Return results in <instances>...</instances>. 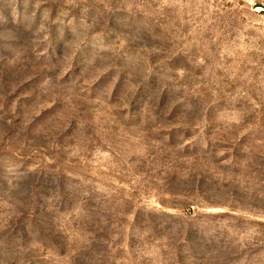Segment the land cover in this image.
Segmentation results:
<instances>
[{
	"label": "rangeland",
	"instance_id": "obj_1",
	"mask_svg": "<svg viewBox=\"0 0 264 264\" xmlns=\"http://www.w3.org/2000/svg\"><path fill=\"white\" fill-rule=\"evenodd\" d=\"M0 264H264V0H0Z\"/></svg>",
	"mask_w": 264,
	"mask_h": 264
}]
</instances>
